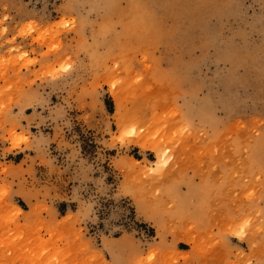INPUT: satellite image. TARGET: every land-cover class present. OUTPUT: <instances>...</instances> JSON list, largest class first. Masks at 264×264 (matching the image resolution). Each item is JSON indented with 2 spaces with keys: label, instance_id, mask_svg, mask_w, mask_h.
Masks as SVG:
<instances>
[{
  "label": "rangeland",
  "instance_id": "rangeland-1",
  "mask_svg": "<svg viewBox=\"0 0 264 264\" xmlns=\"http://www.w3.org/2000/svg\"><path fill=\"white\" fill-rule=\"evenodd\" d=\"M0 264H264V0H0Z\"/></svg>",
  "mask_w": 264,
  "mask_h": 264
},
{
  "label": "bare ground",
  "instance_id": "bare-ground-1",
  "mask_svg": "<svg viewBox=\"0 0 264 264\" xmlns=\"http://www.w3.org/2000/svg\"><path fill=\"white\" fill-rule=\"evenodd\" d=\"M142 144H144V143H142ZM162 152H165V153H166L167 151L163 150ZM162 152H159V153H162ZM165 153H163L164 156H165ZM158 156H159V155H158ZM164 156H163V157H164ZM163 157H162V158H163ZM164 158H166V157H164Z\"/></svg>",
  "mask_w": 264,
  "mask_h": 264
}]
</instances>
